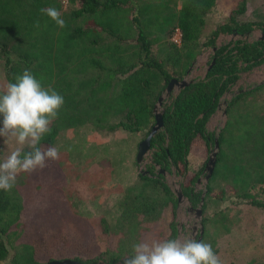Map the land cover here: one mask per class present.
<instances>
[{
    "label": "trees",
    "instance_id": "obj_1",
    "mask_svg": "<svg viewBox=\"0 0 264 264\" xmlns=\"http://www.w3.org/2000/svg\"><path fill=\"white\" fill-rule=\"evenodd\" d=\"M245 1L235 2L227 20L203 35L218 0H65V6L59 0H0L5 83L27 69L64 98L43 146L85 128L141 134L143 140L167 84L189 77L162 101V125L150 138L145 172L123 188L112 223L101 221L102 235L114 238L111 248L101 249L91 224L68 207L61 165L49 160L43 170L20 174L10 192L0 190V264H123L167 209L172 219L165 239H175L176 198L160 170L178 178L193 208L202 196L203 227L223 216L226 203L264 210V84L224 99L264 65V41L224 40L233 33L264 34V22L237 21ZM48 7L61 12L65 28L41 13ZM176 31L178 43L172 41ZM222 100L225 122L216 134L207 126ZM216 135L213 169L197 189ZM195 154L202 164L193 171L188 158Z\"/></svg>",
    "mask_w": 264,
    "mask_h": 264
},
{
    "label": "rangeland",
    "instance_id": "obj_2",
    "mask_svg": "<svg viewBox=\"0 0 264 264\" xmlns=\"http://www.w3.org/2000/svg\"><path fill=\"white\" fill-rule=\"evenodd\" d=\"M59 1L62 6H65V0ZM237 1L218 0L217 5L206 18L203 35L208 34L215 24L226 21ZM236 19L237 21L264 22V0H246L244 12ZM255 73L242 79L237 88L248 89L264 80L263 66ZM5 84L0 60V89ZM222 122L221 110H219L208 124V130H216ZM141 141V134L128 137L120 131L109 134L93 133L85 128L73 132H62L53 146L60 152L58 161L63 171L61 174H63L65 188L62 189V193L66 203L71 210L91 224L101 249L111 248L114 243V238L102 235L101 221L112 223L117 215L116 201L123 188L135 178L136 174L144 171L147 157L144 158L145 163L140 168L134 163L135 157L133 158L137 145ZM13 147V144H5L3 138H0V160L6 157ZM133 150H135L134 154ZM97 158H101L100 161H97ZM201 160L202 157L199 154L190 156L188 158L190 170L198 169L202 164ZM167 181L175 187L178 178L167 177ZM201 187L202 180L196 185L197 189ZM184 205L179 206V210L183 209ZM221 207L225 208L223 216L216 217L215 223L202 226L201 240L212 245L223 264H264V210L246 205L232 206L227 203ZM211 212L210 208L206 210V214ZM171 219L170 211L165 210L160 219L142 233L140 242L146 238L165 240L169 234L168 224ZM187 219H183L180 214H175L173 220L175 223L183 224ZM180 230L181 227L179 232Z\"/></svg>",
    "mask_w": 264,
    "mask_h": 264
},
{
    "label": "clouds",
    "instance_id": "obj_3",
    "mask_svg": "<svg viewBox=\"0 0 264 264\" xmlns=\"http://www.w3.org/2000/svg\"><path fill=\"white\" fill-rule=\"evenodd\" d=\"M40 11L59 28L66 27L56 8ZM34 26L39 27V22ZM63 105V96L51 87H43L27 69L0 89V138L5 144L14 145L0 160V190L10 192L20 174L43 170L47 161L60 159L58 148L43 146L41 141L50 133V125L58 118ZM132 253L123 264H223L210 243L190 236L165 240L146 238L132 245Z\"/></svg>",
    "mask_w": 264,
    "mask_h": 264
},
{
    "label": "water",
    "instance_id": "obj_4",
    "mask_svg": "<svg viewBox=\"0 0 264 264\" xmlns=\"http://www.w3.org/2000/svg\"><path fill=\"white\" fill-rule=\"evenodd\" d=\"M224 40L226 42L228 41H235V40H241V41H248V42H252V41H264V34L259 33V32H253L251 34H247L245 36H240L237 35L235 33L228 35L226 37H224ZM189 83V77L188 75H186L181 81H175V80H171L167 86L165 87L163 94L161 96H159L156 105L154 106L152 112L154 115V120L155 123L154 125L150 128L149 132L147 133L146 137L137 145L136 148V154H135V164L138 166V168L142 167V165L145 163L144 158L147 157L148 160V150H149V141L150 138L158 131L161 129V111H160V106L162 104V101L167 98L170 93H173L174 95L181 90L183 87H185L187 84ZM264 84V81L258 82L254 85H252L250 88L248 89H242V90H237L231 94H225L224 97H227L228 99H230V97H232L235 94L238 93H242L244 91H248L251 89H254L255 87H258L260 85ZM224 105H225V101L222 100L220 104H218L217 108H216V113L221 110V117L223 119V122L220 124V126L216 129V134H218V131L223 127L224 122H225V109H224ZM218 149V144H217V135L214 138L213 141V148L209 153V156L207 158V161L204 165L203 168V174H205L202 177V187L205 186L207 179L209 178L211 171L213 169V165L215 162V155ZM159 174L163 175L165 178V183L168 186V188L170 189V191L172 192V194L175 196L176 198V211L179 210V206L184 205L187 201L186 199L182 196L180 189H179V185L176 184L175 187H173L172 183H169L167 181V177L170 178L173 175H166L162 170H160L158 172ZM200 180H197L196 185L199 183ZM201 207H202V196L200 198V202L198 203L197 207L195 209H192L191 206L187 209L188 212H193L194 214V220L195 223L198 226V238L197 240H201L202 237V233H203V227L201 224ZM181 227L180 223L176 224V231L177 234L179 233V229ZM46 264H79L77 262H73V261H69V260H63V261H52V262H48Z\"/></svg>",
    "mask_w": 264,
    "mask_h": 264
},
{
    "label": "flooded vegetation",
    "instance_id": "obj_5",
    "mask_svg": "<svg viewBox=\"0 0 264 264\" xmlns=\"http://www.w3.org/2000/svg\"><path fill=\"white\" fill-rule=\"evenodd\" d=\"M263 66V68H264V65H262ZM262 66H260L259 68H261L262 69ZM258 68V69H259ZM257 69V70H258ZM256 71V70H255ZM255 71L252 73V74H249V75H247V76H243V78L242 79H244L245 77H248V76H250V75H253V74H256L255 73ZM262 81H264V80H262ZM239 83H240V81L238 82V84L235 86V89H234V91L233 92H235V91H237L238 90V88H237V86L239 85ZM239 90H241V89H239ZM232 92V93H233ZM231 94V93H230ZM224 99H227V97H224ZM146 164H147V161H146ZM143 169H144V172H145V166L143 167ZM195 187H196V184H195ZM191 205H189L187 202L185 203V205H184V208L183 209H181V210H178V211H176L175 210V214L177 215V214H180V216L183 218V219H187V221L185 222V223H183V224H181L182 226H181V230H180V232L177 234V232H176V237H175V239H184L185 237H192V238H195V239H197L198 238V230H197V224L195 223V220H193V217H194V214H193V212H188V208L190 207ZM191 208L192 209H195V208H193L192 206H191ZM177 224V223H176Z\"/></svg>",
    "mask_w": 264,
    "mask_h": 264
},
{
    "label": "built area",
    "instance_id": "obj_6",
    "mask_svg": "<svg viewBox=\"0 0 264 264\" xmlns=\"http://www.w3.org/2000/svg\"><path fill=\"white\" fill-rule=\"evenodd\" d=\"M172 41L175 42V43H178V41H179V34H178L177 31L175 32V35L173 36Z\"/></svg>",
    "mask_w": 264,
    "mask_h": 264
}]
</instances>
